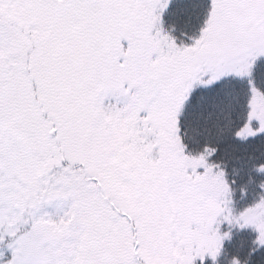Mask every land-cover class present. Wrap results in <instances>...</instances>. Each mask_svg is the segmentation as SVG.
<instances>
[{
    "label": "snow or ice",
    "instance_id": "snow-or-ice-1",
    "mask_svg": "<svg viewBox=\"0 0 264 264\" xmlns=\"http://www.w3.org/2000/svg\"><path fill=\"white\" fill-rule=\"evenodd\" d=\"M170 2L0 0V264H218L248 227L264 247V180L237 210L223 158L264 155V0H208L189 43Z\"/></svg>",
    "mask_w": 264,
    "mask_h": 264
},
{
    "label": "trees",
    "instance_id": "trees-1",
    "mask_svg": "<svg viewBox=\"0 0 264 264\" xmlns=\"http://www.w3.org/2000/svg\"><path fill=\"white\" fill-rule=\"evenodd\" d=\"M207 3L208 0H171L163 19L165 28L173 29L172 34L177 37V42L183 40L185 43H189L188 37L197 33L204 19ZM256 143V141L252 142L254 145ZM248 153L251 154V159L248 158L247 154H244L240 160L229 158L226 155L223 157L228 160L229 179L237 181L233 196L234 207L237 210L249 205L258 197L260 190L257 184L264 180V176L257 175L252 170L253 164L264 161V155L259 151H253L251 148L248 149ZM235 155L242 154L236 153ZM233 169H236L235 173ZM250 176L252 177V183H248ZM241 185L246 187L244 196H241L239 191ZM222 230H227V226H222ZM255 235L250 227L245 229L233 228L231 239L224 242V249L218 258V264H229L234 256L242 262L247 260V264H264V247L257 248L253 244ZM254 248L256 250L251 251Z\"/></svg>",
    "mask_w": 264,
    "mask_h": 264
},
{
    "label": "clouds",
    "instance_id": "clouds-1",
    "mask_svg": "<svg viewBox=\"0 0 264 264\" xmlns=\"http://www.w3.org/2000/svg\"><path fill=\"white\" fill-rule=\"evenodd\" d=\"M240 264H247V260H245L243 262L240 260Z\"/></svg>",
    "mask_w": 264,
    "mask_h": 264
}]
</instances>
